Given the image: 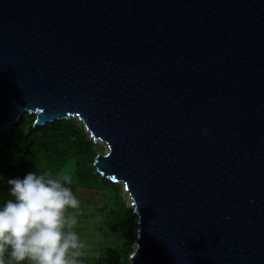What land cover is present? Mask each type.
<instances>
[{
  "label": "water",
  "instance_id": "water-1",
  "mask_svg": "<svg viewBox=\"0 0 264 264\" xmlns=\"http://www.w3.org/2000/svg\"><path fill=\"white\" fill-rule=\"evenodd\" d=\"M26 112L106 144L129 264H264V0H0V139Z\"/></svg>",
  "mask_w": 264,
  "mask_h": 264
},
{
  "label": "clouds",
  "instance_id": "clouds-1",
  "mask_svg": "<svg viewBox=\"0 0 264 264\" xmlns=\"http://www.w3.org/2000/svg\"><path fill=\"white\" fill-rule=\"evenodd\" d=\"M6 183L13 198L0 205V253H8L0 264H80L70 177L30 171Z\"/></svg>",
  "mask_w": 264,
  "mask_h": 264
},
{
  "label": "trees",
  "instance_id": "trees-1",
  "mask_svg": "<svg viewBox=\"0 0 264 264\" xmlns=\"http://www.w3.org/2000/svg\"><path fill=\"white\" fill-rule=\"evenodd\" d=\"M35 115L23 114L18 121L15 131L0 139V144L15 153L19 158L15 164L0 161V205L12 199L6 180L8 178H23L30 171L38 174L60 175L69 161L75 162V174L81 185H89L90 181L100 177L95 174L92 164L99 152L94 142L89 138L83 125L75 120H61L42 127H33ZM23 130L22 142H15L14 137ZM100 182L109 186L115 192L119 202L113 209L122 240L115 251L117 264H128V257L133 253L134 236L132 225L135 221L133 209L126 208V203L119 195V187L106 180ZM0 259L8 261L5 250L0 253Z\"/></svg>",
  "mask_w": 264,
  "mask_h": 264
},
{
  "label": "rangeland",
  "instance_id": "rangeland-1",
  "mask_svg": "<svg viewBox=\"0 0 264 264\" xmlns=\"http://www.w3.org/2000/svg\"><path fill=\"white\" fill-rule=\"evenodd\" d=\"M74 119L77 120L76 118ZM23 133V130L18 132L17 136L14 137V141L22 142ZM87 134L89 135V133ZM94 144L99 154L108 152L106 144L100 141L94 142ZM18 158L19 154L6 148L5 142L0 144V161L15 164ZM75 170V162L72 160L68 162L60 175H68L70 177L71 183L69 186L79 200V208L76 210L70 209L69 211L74 212L76 215L77 223L74 226V230L83 244L81 256L79 257L80 264H117L114 255L123 237L122 231L118 229L113 209L116 208L115 206H117L119 200L113 189L100 182V179H103L100 174V177L90 181L89 185H81L77 181ZM95 174H98L96 169ZM114 184L119 187V195L125 201L126 208L133 209L124 185L122 183ZM136 221L137 217L135 216V221L132 225L134 239L137 229ZM132 249L134 250L133 247Z\"/></svg>",
  "mask_w": 264,
  "mask_h": 264
},
{
  "label": "bare ground",
  "instance_id": "bare-ground-1",
  "mask_svg": "<svg viewBox=\"0 0 264 264\" xmlns=\"http://www.w3.org/2000/svg\"><path fill=\"white\" fill-rule=\"evenodd\" d=\"M129 199H130V197H129ZM130 201L132 202V200L130 199ZM131 206H132V204H131Z\"/></svg>",
  "mask_w": 264,
  "mask_h": 264
}]
</instances>
